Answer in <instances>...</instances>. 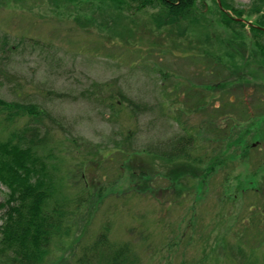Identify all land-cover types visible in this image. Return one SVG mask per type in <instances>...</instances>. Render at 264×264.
<instances>
[{"label":"rangeland","instance_id":"1","mask_svg":"<svg viewBox=\"0 0 264 264\" xmlns=\"http://www.w3.org/2000/svg\"><path fill=\"white\" fill-rule=\"evenodd\" d=\"M229 3L247 27L224 26L214 0H204L197 21L175 28L182 37L153 30L152 8L0 4V43L4 36L11 48L0 46L9 78L0 75V98L47 113L43 154L65 199L67 229L44 264H79L106 229L138 264H264V60L248 30L252 0ZM120 95L144 112L117 103ZM179 136L194 139L204 164L188 171L133 154Z\"/></svg>","mask_w":264,"mask_h":264},{"label":"trees","instance_id":"2","mask_svg":"<svg viewBox=\"0 0 264 264\" xmlns=\"http://www.w3.org/2000/svg\"><path fill=\"white\" fill-rule=\"evenodd\" d=\"M20 0H0L2 3H16ZM94 1V0H92ZM105 2L111 8L125 11H143L152 8L148 20L153 30L165 31L167 34L182 37L183 31H175L182 22H195L199 19L197 2L204 0H95ZM231 0H216L214 3L219 12L221 23L247 27L242 17L244 11H239L229 3ZM205 8V7H204ZM156 9V10H154ZM230 12V14H228ZM249 13L255 14V19L248 23V30L254 32L255 41L264 60V45L260 44V35H264V0H252ZM179 29V28H178ZM175 31V33H174ZM260 34V35H258ZM258 35V36H256ZM238 36V35H236ZM0 43L3 51L11 49L3 36ZM6 53L3 54L5 57ZM0 75L8 78L6 70L0 69ZM9 79V78H8ZM220 82L216 87L225 89ZM57 97H62L57 95ZM117 103H124L133 113L144 112L143 108L125 98L119 97ZM221 106V105H220ZM223 108H220L221 111ZM44 110V109H43ZM35 103L6 101L0 98V126L7 127L21 119L26 124L10 131L7 136L0 132V188H4L5 199L0 203V264H44L50 252L53 239L65 234L66 207L65 199H60V179L55 172L57 168L48 166L44 149L48 146V132L44 130V118L48 115ZM219 118H224L217 112ZM216 118L217 120H220ZM219 135V134H218ZM219 137H221L219 135ZM194 139L184 136L172 138L153 150L133 151V154L144 155L149 160H161L164 164L180 163L182 169L193 168L191 165L205 163V158H199L191 150ZM51 155H48L47 159ZM221 165V164H220ZM189 171V170H188ZM210 172V171H209ZM141 177L149 174L139 171ZM178 174L174 181H177ZM189 176V175H186ZM193 178H196L192 174ZM167 179V178H166ZM107 229L96 236L89 248L82 251L79 264H138V259L128 243L115 244L109 241Z\"/></svg>","mask_w":264,"mask_h":264},{"label":"water","instance_id":"3","mask_svg":"<svg viewBox=\"0 0 264 264\" xmlns=\"http://www.w3.org/2000/svg\"><path fill=\"white\" fill-rule=\"evenodd\" d=\"M218 1V3H219V0H217Z\"/></svg>","mask_w":264,"mask_h":264}]
</instances>
